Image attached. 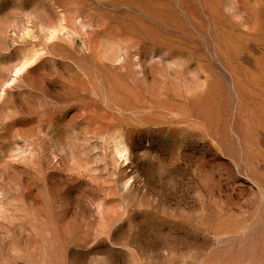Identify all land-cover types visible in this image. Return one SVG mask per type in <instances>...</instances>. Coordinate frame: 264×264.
<instances>
[{"label":"rangeland","instance_id":"rangeland-1","mask_svg":"<svg viewBox=\"0 0 264 264\" xmlns=\"http://www.w3.org/2000/svg\"><path fill=\"white\" fill-rule=\"evenodd\" d=\"M0 264H264V0H0Z\"/></svg>","mask_w":264,"mask_h":264}]
</instances>
